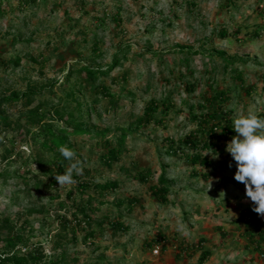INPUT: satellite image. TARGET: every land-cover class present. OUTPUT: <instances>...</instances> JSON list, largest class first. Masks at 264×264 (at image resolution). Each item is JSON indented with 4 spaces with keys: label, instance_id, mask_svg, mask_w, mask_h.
<instances>
[{
    "label": "rangeland",
    "instance_id": "obj_1",
    "mask_svg": "<svg viewBox=\"0 0 264 264\" xmlns=\"http://www.w3.org/2000/svg\"><path fill=\"white\" fill-rule=\"evenodd\" d=\"M4 7L0 97L37 94L31 104L21 98L2 108L22 127L0 122V173H7L0 213L13 232L42 245L35 252L42 263L65 254L64 264H264V217L260 229L247 224L254 205L234 179L237 165L226 151L233 136L222 127L210 133L223 116L233 127L238 115H264V0H4ZM115 57L120 63L107 75L90 80L78 71L67 81L73 67L107 69ZM57 106L73 113L74 124L109 130L110 139L127 130L119 160L104 157L106 140L71 137L83 173L74 184H51L36 163V125L25 115L44 111L51 119ZM189 137L198 149L186 145ZM186 153L211 164H192ZM162 175L170 182L166 202L152 189ZM110 181L117 188L94 186ZM83 206L100 225L76 223Z\"/></svg>",
    "mask_w": 264,
    "mask_h": 264
},
{
    "label": "trees",
    "instance_id": "obj_2",
    "mask_svg": "<svg viewBox=\"0 0 264 264\" xmlns=\"http://www.w3.org/2000/svg\"><path fill=\"white\" fill-rule=\"evenodd\" d=\"M6 13V8L4 7V0H0V17L4 16ZM226 34V33H224ZM258 36V33H255ZM229 62L233 63L235 62L233 59H227ZM20 63V59L16 60V64ZM120 63V59L118 57H115L111 64L108 65L107 69L101 68V67H94L89 65H83L80 69H76L73 67L72 71H68L67 75V81L70 80L72 77V74L74 72H85L87 74L88 79L90 80H97L100 77L108 74V69L111 68L112 65H116ZM111 65V66H110ZM57 85V81L55 83H52L50 86H48V89H52ZM44 89H47V87H44ZM40 92V91H39ZM37 94V91L35 88L28 89L27 91L23 92L22 95H18V93H13L11 95H5L0 97V122H2L6 128H9L10 126L18 125L21 126V122L18 119L15 123L11 122V118L4 114L2 108L5 104H10L14 101L21 100V98H25L27 100V105L31 104L33 100L35 99V95ZM110 96L111 93H108ZM55 115L54 118L49 119V113L44 111H29L25 117L31 119V122L36 125V128L31 132V138L33 140L34 145H38L39 151H40V157L36 160V163L38 167H40L44 174H47L49 178H51V184H56L57 181L55 180V175L63 174V172L67 169L68 162L58 151L60 146H67L71 148L72 150L76 151L75 147L70 141L71 137L80 136V135H90L91 137H98L103 140H106L107 146V153L104 155L105 158H107L108 163H113L114 161L119 160L127 139L128 131L123 129V132L120 136L116 137V139H113L109 137V130L101 131V132H93L90 129H87L86 127H83V125H80L78 123L74 124V116L72 112H69L66 106H57L55 107ZM212 121L214 122L217 120V113H212L209 116ZM56 118H60L61 120H66L65 126H61L55 122ZM260 118H264V115H261ZM148 122V119H140L139 125L145 124ZM22 127V126H21ZM218 127H222V131L225 135L228 136H235L237 133L234 131L230 123H225L224 125V116L219 119V121L215 124H212V127L210 128V133L212 135H216V129ZM116 144V145H115ZM186 145L191 146V148H194L195 150L200 147L199 143L195 141L192 138H188L186 140ZM212 144L205 141L203 143L204 148L211 147ZM10 151V150H8ZM77 152V151H76ZM47 154H50V157L47 158ZM187 157H189V160L192 164H203V165H210L211 162L208 157H202L201 154H193L188 155L189 153H186ZM32 158V157H31ZM30 159L24 160V164H28L31 162ZM35 160V159H34ZM52 161V163L50 162ZM48 163H51L52 167H49L48 169H44V166ZM55 173V174H54ZM7 176V173H0V177ZM141 179L145 181L147 179V176L145 174H141ZM90 183L84 182L82 183V187L88 188L90 187ZM160 184L161 186L158 188L154 186L152 189L155 192L154 194L156 196H159L161 201L166 202L167 201V195L170 190V182L165 177V175H162L160 178ZM119 183L117 181L114 182H107L105 184H95L94 186L102 191H107L111 189L117 188ZM37 187L40 186V183L36 184ZM91 201V200H90ZM91 203V202H90ZM63 206L64 203H61ZM34 209H30V212H32ZM92 210H95L94 207ZM246 219L247 224L250 227H254L256 229H260L261 225L259 224V214L252 211V209H249L246 211ZM75 219L76 223L78 225L86 224L88 226H92L93 223L101 224L100 222H96L88 213L86 206H83L81 208L77 209V213H75ZM0 223L1 227L0 229L2 231H6L7 236L2 238L1 232H0V264H64L66 263V255L63 254L61 257H56L55 259L48 261V262H41L42 256L38 255L35 252H40V248H42L41 244L39 242L31 243L32 237H26L24 235H21L20 231L13 232L14 226L12 224L11 218L4 213H0ZM118 228H121L122 223H113ZM248 227V228H250ZM251 229V228H250ZM254 232H251L252 236L254 235ZM260 234V238L264 240V230L258 231ZM93 234V233H91ZM24 249H30L31 251L28 252H22ZM210 251H205L201 262L205 260L209 256Z\"/></svg>",
    "mask_w": 264,
    "mask_h": 264
},
{
    "label": "clouds",
    "instance_id": "obj_3",
    "mask_svg": "<svg viewBox=\"0 0 264 264\" xmlns=\"http://www.w3.org/2000/svg\"><path fill=\"white\" fill-rule=\"evenodd\" d=\"M232 128L237 135L227 143L226 151L237 165L234 179L244 184L246 197L254 205L252 211L264 217V118L252 113L238 115L233 120ZM58 151L69 161V166L63 174L55 175V180L60 187L74 184V175H82L84 163L67 146H60ZM221 194L225 195L224 192Z\"/></svg>",
    "mask_w": 264,
    "mask_h": 264
}]
</instances>
